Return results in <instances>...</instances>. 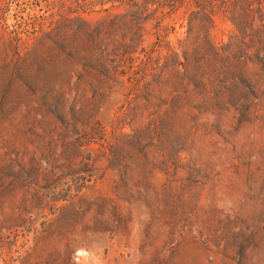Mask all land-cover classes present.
I'll list each match as a JSON object with an SVG mask.
<instances>
[{"label": "rangeland", "instance_id": "1", "mask_svg": "<svg viewBox=\"0 0 264 264\" xmlns=\"http://www.w3.org/2000/svg\"><path fill=\"white\" fill-rule=\"evenodd\" d=\"M77 1L0 0V264H264L250 22Z\"/></svg>", "mask_w": 264, "mask_h": 264}, {"label": "trees", "instance_id": "2", "mask_svg": "<svg viewBox=\"0 0 264 264\" xmlns=\"http://www.w3.org/2000/svg\"><path fill=\"white\" fill-rule=\"evenodd\" d=\"M62 2H69L72 0H60ZM193 2L196 5L192 10L185 12L190 19H206L208 22H213V14L207 10L201 11L202 4L206 0H78L76 4L79 6L78 13H85L90 10L94 14H100L105 18L113 15L110 10L113 8H124V12L115 15L116 18L120 17L122 20H136L140 22H146L152 20L155 17L164 16L167 14L165 9L160 12L150 10L148 7L152 5L161 6H184L187 2ZM218 0H211V3H215ZM258 6L254 7L255 0H222L223 2V13L233 23L237 24L238 21L246 20L250 22V31L253 36L257 38V50L255 52V64L264 67V26L257 25L258 22H264V0H256ZM195 3V4H194ZM71 14L64 13L60 15L56 22L61 21L64 18L70 17ZM85 20L81 15L78 17ZM85 22H87L85 20ZM142 28L139 30L143 31V24H140ZM262 39V40H261ZM139 45H129L126 49L131 52H135Z\"/></svg>", "mask_w": 264, "mask_h": 264}]
</instances>
